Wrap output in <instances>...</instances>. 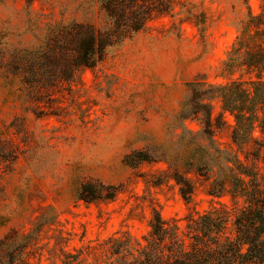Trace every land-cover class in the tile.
Segmentation results:
<instances>
[{
    "label": "rangeland",
    "instance_id": "1",
    "mask_svg": "<svg viewBox=\"0 0 264 264\" xmlns=\"http://www.w3.org/2000/svg\"><path fill=\"white\" fill-rule=\"evenodd\" d=\"M29 1L0 0V241L17 232L10 244L24 249L25 264H106L109 239L142 240L155 210L183 226L190 209L231 207L207 194L215 149L185 130L180 112L199 75L227 81L223 64L260 0H177L173 14L39 103L20 84L17 59L29 62L62 28L102 25L104 16L96 0ZM214 106L217 144L237 150L233 117ZM187 169L191 206L173 179ZM109 187L118 189L113 200Z\"/></svg>",
    "mask_w": 264,
    "mask_h": 264
},
{
    "label": "trees",
    "instance_id": "2",
    "mask_svg": "<svg viewBox=\"0 0 264 264\" xmlns=\"http://www.w3.org/2000/svg\"><path fill=\"white\" fill-rule=\"evenodd\" d=\"M176 1L96 0L104 24L74 23L56 32L31 61L17 59L20 84L39 103L44 91L54 93L73 81L79 70L95 67L108 49L144 30L152 19L173 14ZM220 77L227 81L211 83L199 75L189 84L190 95L180 118L188 133L211 142L219 169L211 167L203 175L207 194L219 201L229 197L231 207L219 203L204 213L190 209L183 226L166 222L155 210L150 231L142 240L109 239L106 264H264V0H260L259 14L250 9ZM215 103L222 114L234 119L232 141L237 150L217 144L215 134L223 119H215ZM189 120L198 122L201 130L192 131ZM249 147L254 150L246 151ZM192 171L173 175L188 206L196 191L187 175ZM109 190L107 198L113 200L118 189ZM14 236L17 232H10L0 241V264H25L24 249L14 250L10 244Z\"/></svg>",
    "mask_w": 264,
    "mask_h": 264
}]
</instances>
